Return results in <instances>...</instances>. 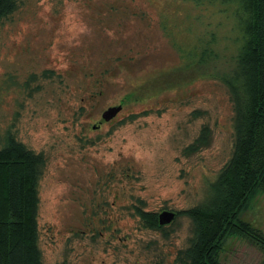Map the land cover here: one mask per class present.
Here are the masks:
<instances>
[{
    "label": "rangeland",
    "instance_id": "obj_1",
    "mask_svg": "<svg viewBox=\"0 0 264 264\" xmlns=\"http://www.w3.org/2000/svg\"><path fill=\"white\" fill-rule=\"evenodd\" d=\"M232 25L190 0H26L2 25L0 131L45 157L44 264H172L189 220L150 231L131 206L188 209L229 160L233 113L221 78L233 68ZM203 126L210 145L183 155ZM241 220L264 235V193ZM219 262L263 264L264 253L228 237Z\"/></svg>",
    "mask_w": 264,
    "mask_h": 264
},
{
    "label": "trees",
    "instance_id": "obj_2",
    "mask_svg": "<svg viewBox=\"0 0 264 264\" xmlns=\"http://www.w3.org/2000/svg\"><path fill=\"white\" fill-rule=\"evenodd\" d=\"M25 1L0 0V28ZM190 1L197 10L213 9L233 23L226 36L236 49L233 68L221 78L232 106L233 145L203 199L174 212L168 225L185 217L190 235L172 264H220L228 237L243 238L264 253V235L241 220L252 200L264 193V0ZM214 34L210 33L212 42ZM52 75L43 73L45 78ZM210 143V131L203 126L182 154H197ZM44 166L42 153L29 149L10 129L0 131V264H44L38 224V184ZM131 215L142 229L162 233L167 229L159 224V214L147 211L142 201L131 206Z\"/></svg>",
    "mask_w": 264,
    "mask_h": 264
},
{
    "label": "water",
    "instance_id": "obj_3",
    "mask_svg": "<svg viewBox=\"0 0 264 264\" xmlns=\"http://www.w3.org/2000/svg\"><path fill=\"white\" fill-rule=\"evenodd\" d=\"M121 106L109 107L106 111H104L101 115V118L104 122H109L113 118L117 116V114L121 111ZM175 218V213L170 211H163L158 215L159 224L164 226L170 224Z\"/></svg>",
    "mask_w": 264,
    "mask_h": 264
},
{
    "label": "flooded vegetation",
    "instance_id": "obj_4",
    "mask_svg": "<svg viewBox=\"0 0 264 264\" xmlns=\"http://www.w3.org/2000/svg\"><path fill=\"white\" fill-rule=\"evenodd\" d=\"M121 107H122V105H121ZM121 110H122V109H121ZM120 112H121V111H120ZM120 112H119V113H120ZM112 120H113V119H112ZM112 120H110L109 122H111ZM97 127H98V126H96V127H94V128H97Z\"/></svg>",
    "mask_w": 264,
    "mask_h": 264
}]
</instances>
